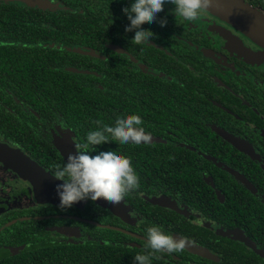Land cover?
<instances>
[{
    "label": "flooded vegetation",
    "instance_id": "obj_1",
    "mask_svg": "<svg viewBox=\"0 0 264 264\" xmlns=\"http://www.w3.org/2000/svg\"><path fill=\"white\" fill-rule=\"evenodd\" d=\"M49 1L59 14L83 22L72 36L86 43L71 48L81 52L70 50L64 68L73 70L63 79L94 93L93 112L78 124L43 110L30 118L29 106L17 103L24 117L0 142L52 176L96 119L111 123L116 114H138L151 140L120 144L110 137L92 146L131 157L139 188L118 207L97 196L60 208L57 194H37L29 179L0 164L6 171L0 258L133 264L137 253L151 251L144 248L145 228L157 225L186 243L179 252L153 253L150 264H264L261 49L206 10L186 21L166 3L156 20L141 22L153 36L140 43L132 39L134 29L124 28L129 0ZM14 125L21 133L12 137Z\"/></svg>",
    "mask_w": 264,
    "mask_h": 264
},
{
    "label": "trees",
    "instance_id": "obj_2",
    "mask_svg": "<svg viewBox=\"0 0 264 264\" xmlns=\"http://www.w3.org/2000/svg\"><path fill=\"white\" fill-rule=\"evenodd\" d=\"M244 1L264 11V0ZM57 10L0 2V136H9L13 121L24 117L15 106L17 103L29 106L30 118L41 115L43 110L51 117L56 113L78 124H81L78 120L88 119V114L93 112L94 93L81 84L70 85V79L69 83L63 79L73 70L64 68L71 48L86 43L73 42L72 36L80 27L84 29L78 26L83 22ZM82 78L84 81L88 77ZM99 101L104 102L102 96ZM14 127L18 125L12 127V137L21 133L14 132ZM0 263L23 264L18 257L11 261L3 256Z\"/></svg>",
    "mask_w": 264,
    "mask_h": 264
},
{
    "label": "clouds",
    "instance_id": "obj_3",
    "mask_svg": "<svg viewBox=\"0 0 264 264\" xmlns=\"http://www.w3.org/2000/svg\"><path fill=\"white\" fill-rule=\"evenodd\" d=\"M169 2L174 5L171 11L186 21L195 20L213 5V0H129L122 11L127 16L125 30L134 29L132 39L145 43L151 38L153 33L142 27L141 22L156 20L157 13ZM158 22L161 27L167 23L166 19ZM93 123L97 126L86 132L85 142L77 146L78 151L68 153L63 164L55 165L52 171L53 178L61 181L55 186L60 208H69L74 202L85 198L95 199L97 196L116 204L125 194L139 188V177L132 166L131 157L112 148L94 150L92 146L107 142L110 137L120 144H148L151 134L142 126L141 117L135 113H123L116 114L111 123L100 119ZM5 175L6 171L0 166V190L6 187L3 182ZM185 243L184 238L177 239L160 226H147L144 248L151 251L137 253L133 257V264H150L153 253L179 252Z\"/></svg>",
    "mask_w": 264,
    "mask_h": 264
},
{
    "label": "water",
    "instance_id": "obj_4",
    "mask_svg": "<svg viewBox=\"0 0 264 264\" xmlns=\"http://www.w3.org/2000/svg\"><path fill=\"white\" fill-rule=\"evenodd\" d=\"M0 2L22 3L30 8L40 10L56 11L61 9L57 3L49 0H0ZM209 13L227 23L243 36L253 40L262 51L264 58V11L245 2L244 0H213V5L207 9ZM74 52H81L79 49H71ZM0 164L7 166L14 172L29 179L35 188V192L42 190L46 193H54L55 186L59 183L49 174L32 162L20 150L12 148L5 143L0 142ZM101 197V196H100ZM110 207H118V203L112 204L101 197Z\"/></svg>",
    "mask_w": 264,
    "mask_h": 264
}]
</instances>
